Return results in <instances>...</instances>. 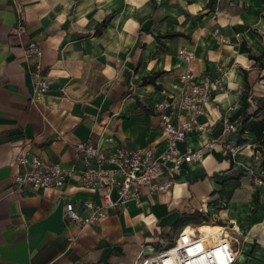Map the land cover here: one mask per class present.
<instances>
[{"label": "crops", "instance_id": "1", "mask_svg": "<svg viewBox=\"0 0 264 264\" xmlns=\"http://www.w3.org/2000/svg\"><path fill=\"white\" fill-rule=\"evenodd\" d=\"M208 1L0 0V264H138L142 256L167 248L181 228L190 231L189 224L173 226L183 212H202L210 224L202 221L197 227L222 231L231 227L203 210L220 218L227 212L236 230L237 221L242 228L253 226L255 219L246 216H264V205L251 212L256 189L264 204V184L252 186L250 176L241 179L226 204L213 193L225 178L237 176L233 171L254 165L253 133L241 136L246 141L232 159L223 142L236 143L240 135L222 133L223 120L238 130L242 117L264 98V69L241 50L244 41L251 54L264 52V0H215L212 7ZM19 11L25 12L26 32L17 36ZM168 33L182 35L162 37ZM30 40L42 47L49 83L43 100L35 103L25 58ZM180 50L192 60L186 62ZM187 69L198 82L215 81L220 87L212 92L210 117H197L207 125L206 133L190 130L180 144L192 150L208 144L206 154L183 168L170 191H145L137 202L81 229L63 218L64 205L97 196L81 190L75 178L62 190H12V175L19 171L14 158L23 148L69 168L76 141L92 138L106 149L165 147L154 107L175 91L174 85H182ZM156 71L161 72L158 87L138 86ZM109 137L112 143L105 142ZM211 195L217 198L209 205ZM253 247L242 242L237 264H264V245L261 258Z\"/></svg>", "mask_w": 264, "mask_h": 264}, {"label": "built area", "instance_id": "2", "mask_svg": "<svg viewBox=\"0 0 264 264\" xmlns=\"http://www.w3.org/2000/svg\"><path fill=\"white\" fill-rule=\"evenodd\" d=\"M25 21V12L19 11L15 35L26 32ZM214 34L221 42L226 41L218 29L214 30ZM179 55L186 62L192 60V55L183 50L179 51ZM42 56V47L30 40L25 49V58L30 64L32 103L42 101L48 91ZM180 78L182 85H174L175 91L154 107L160 118L162 134L166 136L165 147L131 148L121 144L106 149L92 138L76 141L72 150V166L69 168L48 162L39 153L23 148L14 158L19 171L12 175V190L17 193L26 189L33 192L62 190L75 178L81 190L97 196V200L66 202L64 205L63 218L81 229L98 223L129 201L137 202L145 191L149 195L170 191L183 168L202 160L206 154L208 144L198 150L180 144H184L190 130L206 133L207 125L200 124L197 117H210L208 105L213 97L212 92L220 87L215 81L198 82L190 69ZM236 131V126L223 120V136ZM105 142L112 143L113 139L105 138ZM236 148L238 146L233 143L226 146L232 155ZM138 264H237V249L232 238L223 231L214 235L195 228L186 231L183 227L171 246L142 256Z\"/></svg>", "mask_w": 264, "mask_h": 264}, {"label": "trees", "instance_id": "3", "mask_svg": "<svg viewBox=\"0 0 264 264\" xmlns=\"http://www.w3.org/2000/svg\"><path fill=\"white\" fill-rule=\"evenodd\" d=\"M215 0H209L208 5L209 7H212V2ZM108 22V18H105L102 21L101 28L105 27ZM96 31L95 33H98ZM175 35H182L179 33H168L162 36L163 38H171ZM241 50L244 53L248 54V57L252 60H254L255 65L259 69H264V52L259 55L251 54L250 48L246 45V43L243 41L241 44ZM161 75V72L156 71L152 75L148 77H143L138 84V86H145L148 84H152L155 87H158L156 84V79ZM127 94H130L129 90L128 92H125L122 97L126 96ZM138 103V100H137ZM256 109L250 113L246 114L244 117H242L239 125V129L237 130V134L240 135L239 139H237V142L234 144L235 146H239L243 143H245L246 139L242 138L246 132H252L255 139H256V145L253 147V159H254V165L251 169L245 170V171H238L235 170L232 172V174H236V177H228L225 178L223 181H221L220 188L217 191H214L213 193H218L220 200H223L226 203L229 202L233 192L235 189L239 188L241 186V179L246 175L245 173L247 171H250V184L252 186H255L256 188L260 183L264 184V118H261L260 115H264V98L258 100L256 102ZM254 118V119H252ZM231 142H223V150L230 156V159H232V153L226 149L227 144ZM232 162V160H231ZM252 201H253V208L251 209V212L254 213L259 205H264L259 201V193L258 190L253 193L252 195ZM206 222L210 224L209 216L206 214H203L199 211H194L193 213H185L183 212L180 216V218L174 223V228H178L184 225H187L192 222ZM173 244V240L170 241L167 247L171 246Z\"/></svg>", "mask_w": 264, "mask_h": 264}, {"label": "rangeland", "instance_id": "4", "mask_svg": "<svg viewBox=\"0 0 264 264\" xmlns=\"http://www.w3.org/2000/svg\"><path fill=\"white\" fill-rule=\"evenodd\" d=\"M232 134H234V133L229 132V133H227V136H231ZM249 139L251 140V144H252L251 149H253V147L257 144L256 143V139H255V137L253 135H251ZM238 148H239V146H238ZM238 148H236V150L233 152V155L235 153H237ZM243 170H246V168L243 169ZM245 174H246V177L248 178L250 176L251 172L247 171ZM245 180H247V179H245ZM216 198H217V195H211L207 199L208 201L206 200V202H208L207 204L212 205ZM218 204L220 205V207H218V209L219 210L223 209L224 202L222 201L221 203H218ZM246 210L247 209H243V211L245 213H246ZM203 212H205L207 214H210V217H211L212 220H215V221L216 220H220V221H222L223 224H224L222 226L231 227L230 230L226 229V231H223V232H225L227 235L229 234V236L232 238L234 247L236 249H239V247L241 246L242 242L245 241L247 243H251V245L253 244V246H254L253 249L258 251L256 253L257 257H260V258L262 257V254H263L262 251L263 250H260L261 248H259V247L260 246L262 247L264 245V229H263L264 228V216H262L261 218H258L257 216L254 217L252 215L246 216L247 219L248 218L255 219V222L253 223V226H250V227L248 226V227L249 228H255L256 231L255 232H249L250 230L248 231V227L247 226H245L244 228L240 227V224L238 223V221H237V226H238L239 230H235L234 226H236V224H235L236 220L226 217L228 215H224V214H228L227 212H222V214H223L222 216L223 217H221V218L217 217L218 215H214V213L213 214L210 213L209 211L206 212V211L203 210ZM218 213L219 212L217 211L216 214H218ZM260 213L262 215V212H260ZM243 222L245 223L244 225L247 224L246 223L247 220H245V218H243ZM199 223H201V222H192V223H189V225H191V227L198 228V230L200 232H201V230H204L206 228H210V229H213V230L217 229V228H215V227H213L211 225H207V224H201L199 227H197V225Z\"/></svg>", "mask_w": 264, "mask_h": 264}, {"label": "bare ground", "instance_id": "5", "mask_svg": "<svg viewBox=\"0 0 264 264\" xmlns=\"http://www.w3.org/2000/svg\"><path fill=\"white\" fill-rule=\"evenodd\" d=\"M185 228V227H184ZM188 228H190V231H191V227H188ZM198 230V229H197ZM236 230V229H235ZM199 231V230H198ZM220 231H222L221 229H215V230H213V229H209L208 231H207V233H210V234H214V235H217Z\"/></svg>", "mask_w": 264, "mask_h": 264}]
</instances>
